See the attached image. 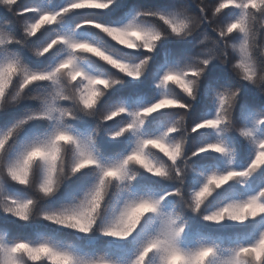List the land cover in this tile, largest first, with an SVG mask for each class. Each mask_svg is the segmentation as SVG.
Instances as JSON below:
<instances>
[{
	"label": "clouds",
	"instance_id": "1",
	"mask_svg": "<svg viewBox=\"0 0 264 264\" xmlns=\"http://www.w3.org/2000/svg\"><path fill=\"white\" fill-rule=\"evenodd\" d=\"M118 2L0 0V264H264V0Z\"/></svg>",
	"mask_w": 264,
	"mask_h": 264
},
{
	"label": "trees",
	"instance_id": "2",
	"mask_svg": "<svg viewBox=\"0 0 264 264\" xmlns=\"http://www.w3.org/2000/svg\"><path fill=\"white\" fill-rule=\"evenodd\" d=\"M166 2V0H119L118 6L113 11V16L120 15L121 12H123L125 9H127L132 4H152V3H162ZM172 46L174 47H180L181 45L177 44L176 42H172ZM226 75V71L222 68H220L218 65L213 66V68L209 72V79H214L218 76H224ZM147 85V82H145V87ZM250 95L254 96V90H249ZM202 103V102H201ZM201 103H198L196 108L193 110V117H195L200 109H201ZM14 113L13 112H7L0 114V123L4 122L5 120L9 119Z\"/></svg>",
	"mask_w": 264,
	"mask_h": 264
}]
</instances>
